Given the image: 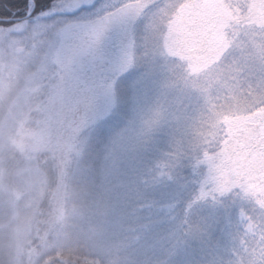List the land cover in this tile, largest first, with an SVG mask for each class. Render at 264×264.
I'll list each match as a JSON object with an SVG mask.
<instances>
[{
	"label": "rangeland",
	"instance_id": "374dc122",
	"mask_svg": "<svg viewBox=\"0 0 264 264\" xmlns=\"http://www.w3.org/2000/svg\"><path fill=\"white\" fill-rule=\"evenodd\" d=\"M61 2L0 24V264H264V246L249 256L245 243L247 218L264 214L239 189L201 197L211 184L194 150L222 117L260 110L264 0H211L203 34L185 27L159 54L138 19L123 72L125 25L86 49L57 20L86 22L121 0Z\"/></svg>",
	"mask_w": 264,
	"mask_h": 264
},
{
	"label": "snow or ice",
	"instance_id": "6c2138e0",
	"mask_svg": "<svg viewBox=\"0 0 264 264\" xmlns=\"http://www.w3.org/2000/svg\"><path fill=\"white\" fill-rule=\"evenodd\" d=\"M93 2L94 0H62L61 3L53 4V8L57 11H76ZM36 6L37 0L35 4L27 0L28 10L25 15L32 16ZM214 7L211 0H121L112 9L86 22L62 18L57 20L79 32L86 49L98 47L103 36L114 26L125 25L129 36L121 46L120 71L123 72L136 63L137 42L131 34L135 21L148 17L147 42L151 50L159 54L166 41L185 38V27L193 36L202 35L208 27ZM50 15H55L51 9L37 14L41 17ZM230 51L231 47L220 51V60L216 65L210 66L208 71L226 60ZM183 63L187 65L188 61ZM261 72L264 79V67ZM106 88L112 91L114 83H109ZM258 95L261 97L260 110H254L246 119L222 117L223 126L219 128L215 140L211 144H198L194 146V150L199 156L205 157L201 160L198 156L197 164L208 169L205 184H211L210 191L202 188L201 197L213 192L226 195L239 189L264 214V88L258 90ZM205 149L208 153H213L214 157L208 158ZM246 229L252 237L251 241L245 238L250 256L254 246H264V215L260 220L249 216ZM257 240L259 245H256ZM240 264H248V260L242 258Z\"/></svg>",
	"mask_w": 264,
	"mask_h": 264
},
{
	"label": "trees",
	"instance_id": "16d2710c",
	"mask_svg": "<svg viewBox=\"0 0 264 264\" xmlns=\"http://www.w3.org/2000/svg\"><path fill=\"white\" fill-rule=\"evenodd\" d=\"M55 0H37L35 11H45L52 6ZM36 2V0H35ZM27 0H0V24H10L14 19H8L15 14L22 16L26 9Z\"/></svg>",
	"mask_w": 264,
	"mask_h": 264
}]
</instances>
